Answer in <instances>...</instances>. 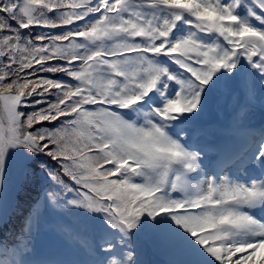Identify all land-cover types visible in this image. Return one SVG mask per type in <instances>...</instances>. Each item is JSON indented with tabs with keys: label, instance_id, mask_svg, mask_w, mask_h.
Listing matches in <instances>:
<instances>
[{
	"label": "snow or ice",
	"instance_id": "obj_1",
	"mask_svg": "<svg viewBox=\"0 0 264 264\" xmlns=\"http://www.w3.org/2000/svg\"><path fill=\"white\" fill-rule=\"evenodd\" d=\"M0 264H264V0H0Z\"/></svg>",
	"mask_w": 264,
	"mask_h": 264
}]
</instances>
